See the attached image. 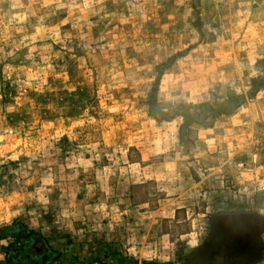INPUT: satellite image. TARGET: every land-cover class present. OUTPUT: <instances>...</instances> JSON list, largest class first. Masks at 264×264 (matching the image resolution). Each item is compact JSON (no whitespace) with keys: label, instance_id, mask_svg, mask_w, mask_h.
<instances>
[{"label":"rangeland","instance_id":"374dc122","mask_svg":"<svg viewBox=\"0 0 264 264\" xmlns=\"http://www.w3.org/2000/svg\"><path fill=\"white\" fill-rule=\"evenodd\" d=\"M223 213L264 264V0H0V227L199 264Z\"/></svg>","mask_w":264,"mask_h":264},{"label":"flooded vegetation","instance_id":"af4514ba","mask_svg":"<svg viewBox=\"0 0 264 264\" xmlns=\"http://www.w3.org/2000/svg\"><path fill=\"white\" fill-rule=\"evenodd\" d=\"M244 214L245 213L218 214L210 224V232L202 247L191 255L197 258V261H195L199 264H247L256 259V257L253 259V257L256 256L254 252L259 250V253H257L259 256L260 249L252 247L250 244L252 233L259 224L254 220L238 218V215ZM247 215L252 216L250 214ZM215 227H219L221 230L218 240L219 247H228L227 249H231V252L235 251V254H228L225 250H221L218 254L211 253L216 249L215 245L210 244ZM228 228L229 231H225ZM204 249L206 253L202 252Z\"/></svg>","mask_w":264,"mask_h":264},{"label":"trees","instance_id":"16d2710c","mask_svg":"<svg viewBox=\"0 0 264 264\" xmlns=\"http://www.w3.org/2000/svg\"><path fill=\"white\" fill-rule=\"evenodd\" d=\"M2 239L10 240L2 246L0 264H55L57 253L48 239L37 231L26 229L17 220L0 227Z\"/></svg>","mask_w":264,"mask_h":264},{"label":"water","instance_id":"95a60500","mask_svg":"<svg viewBox=\"0 0 264 264\" xmlns=\"http://www.w3.org/2000/svg\"><path fill=\"white\" fill-rule=\"evenodd\" d=\"M238 218H244V219H248V220L249 219L250 220H254V221H257V224H259V219L257 217H255V216H249L247 214H244V215H238ZM220 231L221 230L219 229V227H215V229L213 231V236H212V239H211L210 244L215 245V243H217V241L219 240V233H220ZM215 246H216V249L211 252L212 254L213 253L218 254L221 250H225L226 252H228V254H230V253L235 254L234 253L235 251L234 252H231V249H227L228 247L224 248L222 246H220V247H218L217 245H215ZM205 249L202 251L203 253H206L205 252ZM254 253L256 254V256H254L253 259L255 257L257 258V256H258L257 253H259V250L257 252H254Z\"/></svg>","mask_w":264,"mask_h":264},{"label":"bare ground","instance_id":"6f19581e","mask_svg":"<svg viewBox=\"0 0 264 264\" xmlns=\"http://www.w3.org/2000/svg\"><path fill=\"white\" fill-rule=\"evenodd\" d=\"M225 231H229V228ZM215 245H217L219 247L218 241H217V243H215ZM215 248H216V246H215Z\"/></svg>","mask_w":264,"mask_h":264}]
</instances>
